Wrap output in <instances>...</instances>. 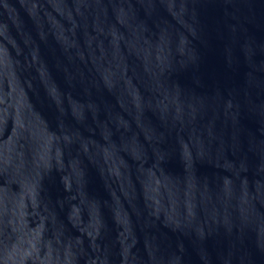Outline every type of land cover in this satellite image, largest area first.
<instances>
[{"label":"water","instance_id":"95a60500","mask_svg":"<svg viewBox=\"0 0 264 264\" xmlns=\"http://www.w3.org/2000/svg\"><path fill=\"white\" fill-rule=\"evenodd\" d=\"M0 264H264V0H0Z\"/></svg>","mask_w":264,"mask_h":264}]
</instances>
